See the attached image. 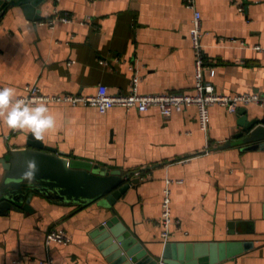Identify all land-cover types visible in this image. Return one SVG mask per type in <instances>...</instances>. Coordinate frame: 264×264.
I'll return each mask as SVG.
<instances>
[{
	"label": "crops",
	"instance_id": "1",
	"mask_svg": "<svg viewBox=\"0 0 264 264\" xmlns=\"http://www.w3.org/2000/svg\"><path fill=\"white\" fill-rule=\"evenodd\" d=\"M186 1L46 0L39 21L21 7L0 5V183L11 151L31 140L109 171L138 172L131 179L139 180L114 207L35 195L34 211L0 214V264H111L96 239L113 216L160 257L167 180L178 222L169 242L248 241L252 249L218 264H264V150L226 146L242 132L243 119L264 118L263 106L237 113L212 106L204 132L194 106L164 117L157 108L102 114L84 105L16 101L30 86L52 96H92L99 86L126 94L134 78L141 94H195L194 11ZM196 9L215 70L205 74L217 94L264 96V0H197ZM56 14L72 22L55 18L50 26ZM55 229L70 243L48 246Z\"/></svg>",
	"mask_w": 264,
	"mask_h": 264
},
{
	"label": "water",
	"instance_id": "2",
	"mask_svg": "<svg viewBox=\"0 0 264 264\" xmlns=\"http://www.w3.org/2000/svg\"><path fill=\"white\" fill-rule=\"evenodd\" d=\"M45 1L0 0V5L3 9L21 7L28 18L39 21L42 16L38 7ZM37 9L38 15H34ZM240 113L246 114L247 109H241ZM241 123L242 132L226 146L245 145L244 150H264V118L255 116L248 121L243 119ZM4 169L0 183L1 215L10 211H34L31 202L35 195L68 205L89 206L100 202L114 207L139 182L131 179L138 172L109 171L91 162L70 158L35 140L29 141L26 148L12 150ZM106 226L109 230L104 228L96 243L111 264H218L254 247L248 241L168 242L157 258L149 254L117 216H113Z\"/></svg>",
	"mask_w": 264,
	"mask_h": 264
},
{
	"label": "built area",
	"instance_id": "3",
	"mask_svg": "<svg viewBox=\"0 0 264 264\" xmlns=\"http://www.w3.org/2000/svg\"><path fill=\"white\" fill-rule=\"evenodd\" d=\"M238 2V0H234ZM197 0H187V7L194 11L192 20V29L190 33L193 50L195 54L196 66V85L195 94L184 93H167L159 95H145L138 91V81L136 78L132 81L131 90L129 93L110 94L106 86H99L96 95H65L52 96L43 94L36 86L28 87L27 94L17 98V102L25 105H37L40 103L64 102L73 106L84 105L96 108L100 113L104 114L109 109L114 107L136 108L140 112H146L151 108H157L164 117H170L174 113H181L188 106H194L198 109L200 128L206 132L210 124V108L218 105L224 107L230 113H237L243 106L249 104H258L264 107V96L259 94H241L236 96H226L217 94L211 82L206 78L205 72L213 77L215 70L208 66L207 57L202 44V16L196 9ZM242 10L243 8L240 7ZM57 18L65 23H71L72 18L66 15L56 14L49 21L52 26L54 19ZM0 95H5V91L0 87ZM171 180H167L164 189V197L162 201V238L164 243H168L171 238L172 226L176 222L172 214V199H171ZM52 243L67 245L70 243V238L63 230H52L46 236V244L50 246ZM50 264V262H48Z\"/></svg>",
	"mask_w": 264,
	"mask_h": 264
}]
</instances>
